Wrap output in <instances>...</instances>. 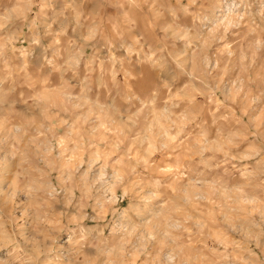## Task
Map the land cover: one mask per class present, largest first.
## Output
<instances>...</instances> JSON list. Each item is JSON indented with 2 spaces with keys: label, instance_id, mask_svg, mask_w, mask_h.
Wrapping results in <instances>:
<instances>
[{
  "label": "rangeland",
  "instance_id": "1",
  "mask_svg": "<svg viewBox=\"0 0 264 264\" xmlns=\"http://www.w3.org/2000/svg\"><path fill=\"white\" fill-rule=\"evenodd\" d=\"M0 264H264V0H0Z\"/></svg>",
  "mask_w": 264,
  "mask_h": 264
}]
</instances>
